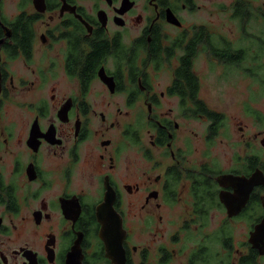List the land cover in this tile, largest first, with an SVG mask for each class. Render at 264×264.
<instances>
[{
  "label": "flooded vegetation",
  "instance_id": "obj_1",
  "mask_svg": "<svg viewBox=\"0 0 264 264\" xmlns=\"http://www.w3.org/2000/svg\"><path fill=\"white\" fill-rule=\"evenodd\" d=\"M44 1L0 0V264H264V32L243 44L246 53L240 44L238 67L256 84L247 108L254 128L239 121V139L219 154L212 148L227 138L226 116L200 93L206 106L198 105L190 89L183 108L172 91L181 88L174 73L183 50L170 63L166 56L182 31L192 33L176 6H195L149 0L155 18L137 19L136 5L121 14V0H111L104 27L97 5L87 12L79 0ZM168 9L182 26L167 22ZM22 15L37 16L28 57L10 53V27ZM164 23L179 33L165 34ZM162 72L171 73L164 82ZM212 114L224 120L217 136ZM197 121L208 123L205 147L194 130L197 145L183 140ZM107 193L124 230L109 227L110 249L97 211Z\"/></svg>",
  "mask_w": 264,
  "mask_h": 264
},
{
  "label": "rangeland",
  "instance_id": "obj_2",
  "mask_svg": "<svg viewBox=\"0 0 264 264\" xmlns=\"http://www.w3.org/2000/svg\"><path fill=\"white\" fill-rule=\"evenodd\" d=\"M134 1H136V4L134 2V7L135 5L136 7H132V9H135L134 13L131 15L133 18L136 17L137 19H139L138 15H142L143 17L147 18L152 17V19L155 18L156 14L154 9L149 5V0ZM106 2L108 1L79 0L80 5H83L86 8L87 12L90 11L94 5H97L96 8L103 9L105 13L109 12V14L113 16V13L109 11L110 7H108ZM121 2L124 1L121 0ZM236 4L248 5L249 7H251L253 13L254 9H256V13H258V10H260V15L261 13H263L264 15V0H194L192 2V6H195L194 9L191 10L186 8L183 10L181 5H178L176 6V10L178 11L179 16L181 17L184 26L187 29L198 25L206 26L208 27V30H210V33H215L220 41H222L223 38H227L231 42H233L232 44L234 45V47L239 48L241 47L240 44H248V41L245 42L246 37L253 38L252 36L254 34H258L260 30L264 32V20L261 19V16L259 15L257 20L254 19L256 16V13H254V18L250 19L247 22L246 32L243 33L240 25V20L233 17V5ZM68 7L69 6L65 5L64 10L73 11V8L68 9ZM13 8L14 5H9L10 10H12ZM124 8H122L121 11H123ZM14 12L15 9L13 13ZM120 13L123 14L125 12ZM253 15L250 14V18H252ZM116 21L118 24L122 21V19L118 18ZM163 25L165 34L176 35L179 33V30L175 27H171L167 23H164ZM40 28L42 31H44V27H39V29ZM132 29L133 31L129 32V36L134 37L140 34V28L137 29L132 27ZM248 33L250 35H248ZM42 51L43 49L40 48L38 53H41ZM181 53L182 52H180L179 54ZM14 65H16L15 69H18L21 66V61L14 63ZM251 65L252 63L250 61L245 63V66L247 67H250ZM194 69L201 83L200 97L208 105H210V107L222 112V114L226 116V126L223 130V133L227 135V138H225L224 142L221 143L220 136L214 142L212 148V151L214 153L221 154V152L226 149L224 147L232 145L235 139H239V121H242L243 125L246 124L249 125L252 129L254 128L253 121L250 117H248L247 108L251 105L250 103L252 100H254V102L252 103L253 108L255 107L257 94L255 90L256 84L254 82V78L250 77L248 71L243 70V67H231L230 65L225 66L224 64L216 62L203 51H201L196 57ZM22 73L23 75L26 74L23 63ZM170 74L171 73L168 72H162L160 75L157 74L156 77L158 80L164 82L167 80ZM33 79L34 78L32 76V80ZM32 95L35 94H31L29 95V97H31ZM195 124L196 127L190 128L189 133L184 136L183 140L185 139L189 143L192 140L193 143L197 145L195 143L196 137L193 135V133H191V131L194 130L200 136L204 134L202 140L198 139V144L202 147H205V130L208 123L197 121L193 123V126ZM227 142L229 143L228 145Z\"/></svg>",
  "mask_w": 264,
  "mask_h": 264
},
{
  "label": "trees",
  "instance_id": "obj_3",
  "mask_svg": "<svg viewBox=\"0 0 264 264\" xmlns=\"http://www.w3.org/2000/svg\"><path fill=\"white\" fill-rule=\"evenodd\" d=\"M192 1L194 0H187V3H190V7L193 8L192 6ZM194 9V8H193ZM260 10H258V13H256V9H254V13H256V16L254 18V13L252 12L251 7H249L248 5H240V4H236L233 5V17L240 20V25H241V29L243 30V33L246 32V24L250 19H258V15L262 17V15H260ZM250 14L253 15L252 18H250ZM28 17V18H27ZM36 17V18H34ZM37 20V16H26L24 17V15H22V17H18L13 23H12V34H13V40L14 42L12 43V45L10 46L12 49L11 55H23L26 54L28 57V52L30 51V43H32V35H34V25L36 23ZM191 30V29H190ZM78 33V28L75 32H73L72 34H76ZM80 33L81 29H80ZM78 33V34H80ZM186 30L182 31V33L180 34V36L177 39V43L171 48L169 49V51L166 53V56H168V61L170 63V60L176 56V50L180 49L183 50L182 53L184 54H179L178 56L180 57V55H182L180 57V63L179 66L177 67L176 72L174 73L175 76V84L179 83L181 84V88L176 89V86L173 87L172 91H174L175 93H177L182 101V107H187L188 105L185 104V101L187 100V92L188 89H190V92L193 93L194 95H196V97H199V93H200V88H201V83L199 80L198 75L195 72L194 69V65H195V61H196V57L199 54V49H196V44L197 46L200 45L201 47H207V49H205L206 51H209L211 54V58L215 59L216 62H219L220 64H225V66L230 65L231 67H238V64L241 62L242 57L244 56V53H246V47L244 46V53H242V49L243 47H230V44L228 43V40H224V38L222 39V41H220L218 39V37L212 33H210V30H208V27L203 26V25H198V26H194L192 27V33H190ZM0 34H2V31H0ZM20 34V37H19ZM194 37V39H192L191 37ZM248 35H250L248 33ZM189 36L188 38V42L185 41L184 37ZM254 38V35L252 36ZM251 37H246V41L253 39ZM187 39V38H186ZM227 39V38H226ZM217 40L221 42V45H219L217 43ZM30 41V43H29ZM16 43L18 45H16ZM184 43H185V47H184ZM250 46V45H249ZM144 48V49H142ZM97 47L94 46L93 50H96ZM136 49H140V51H136ZM146 46H145V40H138L135 44V51H134V60L135 61V73L138 74L139 70L137 68V55L140 54L141 51L145 50ZM155 49L157 50L156 53H154L153 55V62H155L156 65H158V63L163 64L162 63V53H160L159 51H162L159 44L155 47ZM101 50V49H100ZM9 51V50H8ZM179 51V52H180ZM242 53V54H241ZM31 54V51H30ZM125 59V58H124ZM127 62V59H125ZM121 63V62H120ZM120 65V64H119ZM132 65H134L132 63ZM121 66V65H120ZM253 69V68H252ZM138 71V73H137ZM248 71V70H247ZM253 71V70H252ZM253 74V73H252ZM254 76V75H253ZM187 82V83H186ZM192 85V87H194V91H192V87H188V85ZM186 87V89H185ZM196 97H195V102H196ZM198 105L200 106H206L204 105V102L200 101V97L198 100ZM205 108V107H204ZM206 109V108H205ZM213 116H210V119H214L216 118V123H218L217 128L215 129V132H213V134H215L216 136L218 135L217 132L218 130L222 127L223 125V116L221 115L219 117L220 114H212ZM212 134V135H213ZM214 136V135H213Z\"/></svg>",
  "mask_w": 264,
  "mask_h": 264
},
{
  "label": "water",
  "instance_id": "obj_4",
  "mask_svg": "<svg viewBox=\"0 0 264 264\" xmlns=\"http://www.w3.org/2000/svg\"><path fill=\"white\" fill-rule=\"evenodd\" d=\"M36 1V5H38V1H40V3L42 4H45V1L44 0H35ZM108 3H112L111 0H107ZM124 2H122V6H121V9H123V11H120V12H125L127 10H130L132 9V7H134V2L130 1V0H123ZM152 2H155L157 0H151ZM67 5V4H64V6ZM64 6H63V9L64 10ZM127 7V8H126ZM45 9H43L44 11ZM75 10V9H74ZM125 10V11H124ZM79 18L82 20V17L79 16ZM98 19L99 21L102 23V25L105 27L107 25V22H108V17H107V14L103 11V10H100L98 12ZM166 20L168 23L172 24V25H175V26H182V23L179 21V19L174 15V13L172 12L171 9H168L166 11ZM124 22L121 21L120 23H118L119 26H123ZM88 25V24H87ZM6 31H8V28H6ZM10 32V31H9ZM11 33V32H10ZM112 79V78H111ZM102 80L104 81L105 79L102 78ZM105 82V81H104ZM111 82V80H110ZM109 82V84H110ZM110 86V85H109ZM112 86V85H111ZM113 88V86H112ZM231 176H227V178H230ZM109 193H107V196L104 197V201L102 204H100L98 207H97V211H98V214H99V223L103 224L107 227L106 230L103 231V234H104V242L108 245V249H110L112 247V241H109L107 238V234L110 233V230H109V227L111 226L110 223L108 222L107 220V214H111L112 217H116L118 214L116 212V210L114 209V202L116 201V197H108ZM103 220V221H101ZM113 226L116 227V233H118V235H120L121 233L124 232L123 230V223H122V219L120 217L117 216V219L115 221V224H113ZM110 236V235H108ZM115 243V242H114ZM120 247H122V244L120 242ZM111 252H112V249H111ZM122 254V253H121ZM112 257H114V261H116L117 263V259L115 257V255H112ZM112 257H110L112 259ZM113 261V262H114Z\"/></svg>",
  "mask_w": 264,
  "mask_h": 264
},
{
  "label": "bare ground",
  "instance_id": "obj_5",
  "mask_svg": "<svg viewBox=\"0 0 264 264\" xmlns=\"http://www.w3.org/2000/svg\"><path fill=\"white\" fill-rule=\"evenodd\" d=\"M255 178H256V176H255ZM244 183H246V181H243ZM228 203V202H227ZM112 218V215L111 214H107V220H108V222L110 221V219ZM101 221H103V220H101ZM110 223V222H109ZM110 229H111V233L112 234H115L116 233V229L115 228H112V223H110ZM103 226H104V230H106V226L103 224ZM115 227V226H114ZM117 234V233H116ZM112 242L114 243V244H116V241L113 239L112 240ZM116 248V247H115Z\"/></svg>",
  "mask_w": 264,
  "mask_h": 264
}]
</instances>
